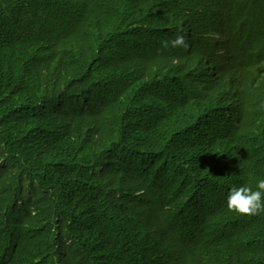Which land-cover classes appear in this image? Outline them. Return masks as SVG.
Wrapping results in <instances>:
<instances>
[{"label":"trees","instance_id":"obj_1","mask_svg":"<svg viewBox=\"0 0 264 264\" xmlns=\"http://www.w3.org/2000/svg\"><path fill=\"white\" fill-rule=\"evenodd\" d=\"M260 179L264 0H0V264H264Z\"/></svg>","mask_w":264,"mask_h":264},{"label":"clouds","instance_id":"obj_2","mask_svg":"<svg viewBox=\"0 0 264 264\" xmlns=\"http://www.w3.org/2000/svg\"><path fill=\"white\" fill-rule=\"evenodd\" d=\"M182 34H178L171 40L161 42L163 49L169 47L188 49L189 43L187 33L180 30ZM257 190H253L248 186H233L227 197V208L231 212L240 215H258L264 212V179H260L256 185Z\"/></svg>","mask_w":264,"mask_h":264}]
</instances>
